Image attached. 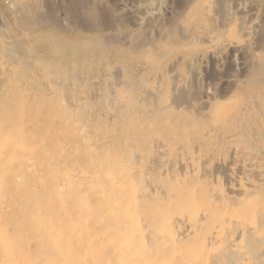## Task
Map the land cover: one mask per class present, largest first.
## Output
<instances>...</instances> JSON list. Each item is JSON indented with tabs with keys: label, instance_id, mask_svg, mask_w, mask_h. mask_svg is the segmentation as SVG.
Listing matches in <instances>:
<instances>
[{
	"label": "rangeland",
	"instance_id": "rangeland-1",
	"mask_svg": "<svg viewBox=\"0 0 264 264\" xmlns=\"http://www.w3.org/2000/svg\"><path fill=\"white\" fill-rule=\"evenodd\" d=\"M214 1L0 0V264H45L44 257L56 264L58 256L46 229L54 226L51 229L59 231L68 220L64 213L71 214L78 206L82 211L91 210L93 216L88 223H77L86 231L76 228L68 240L89 238L102 256L113 257L117 264L115 251L127 261L130 239L139 257L155 254L158 250L151 235L152 223L167 220L162 223H166L165 237H173L170 250L178 255L177 260L187 262L183 254L191 252L183 250L185 241L179 240L180 230L174 224L179 217L172 215L179 207L185 211L194 202L202 207L203 201L204 208L206 204L212 209L217 203L210 199L213 193L228 197L225 190L230 185L257 192L254 202L264 204V0H218L219 5ZM221 1L227 2L230 13L224 26L220 21ZM73 3L76 7L72 12ZM235 21L238 27L243 21L245 28L251 29L239 32ZM235 44L240 50L234 49ZM7 47L11 49L7 51ZM8 55H13L14 61ZM171 86H175L172 91ZM173 98L179 99L176 105ZM232 153L238 163L245 160L253 166L245 186L220 167L221 160L229 161ZM189 192L198 200L186 202L184 196ZM28 198L59 202L61 207L50 213L56 215L54 224L45 217L48 227L43 228L40 214L25 205ZM228 200L221 205L230 206ZM112 201L117 206L114 211L107 205ZM144 204L148 206L144 208ZM121 207L135 220L118 211ZM263 217L261 211L244 219L240 226L249 232L255 222L264 229ZM236 224L233 229L224 223L229 228H223L224 240L217 241L219 247L213 250L209 264H238L244 258L235 248ZM56 232L52 236L57 237ZM123 233L126 238L121 243L118 238ZM101 237H105L103 241ZM253 241L249 234L244 237L249 251L262 244Z\"/></svg>",
	"mask_w": 264,
	"mask_h": 264
},
{
	"label": "bare ground",
	"instance_id": "bare-ground-1",
	"mask_svg": "<svg viewBox=\"0 0 264 264\" xmlns=\"http://www.w3.org/2000/svg\"><path fill=\"white\" fill-rule=\"evenodd\" d=\"M12 1V0H11ZM138 1V0H137ZM218 1V0H217ZM217 1H214V2H216V3H218ZM238 1V0H237ZM77 2V1H76ZM213 2V1H212ZM42 3V2H41ZM83 3V2H82ZM87 3V2H86ZM148 3V2H147ZM221 4V6H220V11L222 12V14L221 15H223L222 17H221V24L224 26V25H228V24H226L227 22H228V20H229V14L230 13H228V6H227V2L225 3L224 1L222 2H220ZM44 4V3H43ZM85 4V3H84ZM157 4V3H156ZM213 4V3H212ZM34 5V4H33ZM32 5V6H33ZM42 5V4H41ZM214 5V4H213ZM218 5H219V3H218ZM263 5V4H262ZM261 5V6H262ZM46 6V5H45ZM45 6H44V8H45ZM69 6V5H68ZM78 6V5H77ZM83 6V5H82ZM215 6V5H214ZM217 6V5H216ZM239 6V5H238ZM246 6V5H245ZM70 7V6H69ZM75 7H76V4L75 3H73V10H72V12L74 11V9H75ZM84 7H87V5H84ZM122 7H124V6H122ZM213 7V6H212ZM235 7V6H234ZM237 7V6H236ZM35 8V7H34ZM43 8V7H42ZM71 8V7H70ZM90 8V7H89ZM146 8V7H145ZM150 8V7H149ZM151 8H152V6H151ZM154 8V7H153ZM158 8V7H157ZM217 8V7H216ZM243 8H244V6H243ZM21 9V8H20ZM33 9V8H32ZM215 9V8H214ZM214 9H212L214 12L216 11V10H214ZM235 9V8H234ZM252 9V8H251ZM44 10V9H43ZM91 10V9H90ZM150 10V9H149ZM253 10V9H252ZM86 11V10H85ZM118 11V10H117ZM217 11H219V10H217ZM230 11V10H229ZM260 11V10H259ZM29 12V11H28ZM34 12V11H33ZM127 12V11H126ZM178 12V11H177ZM76 13H77V11H76ZM121 13V12H120ZM131 13V12H130ZM216 13V12H215ZM219 13V12H218ZM217 13V14H218ZM264 13V12H263ZM12 14V13H11ZM39 14V13H38ZM86 14V13H85ZM101 14V13H100ZM45 15H47V14H45ZM92 15V14H91ZM119 15V14H118ZM201 15V14H200ZM214 15V14H213ZM218 15H220V13L218 14ZM5 16V15H4ZM42 16V15H41ZM51 16V15H50ZM76 16V15H75ZM139 16V15H138ZM179 16V15H178ZM236 16V15H235ZM259 16H261V15H259ZM1 17V16H0ZM47 17V16H46ZM90 17V16H89ZM88 17V18H89ZM261 17H263L264 18V16H261ZM44 18V17H43ZM80 18V17H79ZM170 18H172V17H170ZM91 19V18H90ZM152 19V18H151ZM194 19H195V17H194ZM97 20V19H96ZM134 20V19H133ZM239 21L240 20H242V19H238ZM237 20V21H238ZM254 20V19H253ZM252 20V21H253ZM85 21V20H84ZM218 21V20H217ZM238 21V22H239ZM249 21V20H248ZM255 21V20H254ZM264 21V20H263ZM20 22V21H19ZM44 22V21H43ZM56 22V21H55ZM91 22V21H90ZM90 22H89V24H90ZM96 22V21H95ZM236 22V21H235ZM235 22H234V24H235ZM238 22H236L237 23V27H238ZM245 22V21H244ZM251 22V21H250ZM27 23V22H26ZM36 23H37V20H36ZM46 23V22H45ZM182 23V22H181ZM34 24V23H33ZM33 24H32V26H33ZM38 24H40V23H38ZM51 24V23H50ZM54 24V23H53ZM79 24V23H78ZM94 24V23H93ZM165 24V23H164ZM259 24V23H258ZM258 24H257V26H258ZM57 25V24H56ZM77 25V24H76ZM81 25H83V24H81ZM245 25L246 24H244L243 23V21H242V23H240L239 24V27L237 28L236 27V29H239V32H241V31H243V30H245L246 28L247 29H251V28H248V27H246L245 28ZM2 26V25H1ZM87 26V25H86ZM143 26V25H142ZM182 26V25H181ZM184 26V25H183ZM249 26V25H248ZM256 26V25H255ZM261 25L259 24V27H260ZM3 27V26H2ZM34 27H35V25H34ZM67 27V26H66ZM89 27V26H88ZM92 27V26H91ZM177 27V26H176ZM262 27V26H261ZM4 28V27H3ZM13 28V27H12ZM21 28V27H20ZM37 28V27H36ZM263 28V27H262ZM2 29V28H1ZM7 29V28H6ZM80 29V28H79ZM93 29H94V27H93ZM99 29V28H98ZM180 29V28H179ZM246 29V30H247ZM254 29V28H253ZM256 29V28H255ZM264 29V28H263ZM143 30V29H142ZM172 30V29H171ZM183 30V29H182ZM184 30H186V29H184ZM234 30V28L232 29V31ZM258 30V29H257ZM2 31V30H1ZM71 31H72V29H71ZM145 31V30H144ZM167 31V30H166ZM177 31H178V29H177ZM230 29H229V33L231 34V32H232ZM259 31V30H258ZM5 32V31H4ZM14 32V31H13ZM18 32V31H17ZM164 32V31H163ZM228 32V31H227ZM238 32V31H237ZM257 32V31H256ZM123 33V32H122ZM161 33V32H160ZM245 35L247 34L246 32H243ZM249 33V32H248ZM20 34V33H19ZM165 34V33H164ZM242 34V33H241ZM260 34V33H259ZM1 35H2V33H1ZM113 35V34H112ZM163 35V34H162ZM167 35H170V36H172L171 35V33L170 34H166V36ZM181 35V34H180ZM182 35H184L183 34V32H182ZM4 36V35H3ZM159 36V35H158ZM256 36H258V34L256 35ZM1 37V36H0ZM4 37H6V36H4ZM8 37V36H7ZM6 37V38H7ZM165 37V36H164ZM182 37V36H181ZM259 37V36H258ZM2 38V37H1ZM12 38V37H11ZM48 38V37H47ZM174 38V37H173ZM173 38H171V39H173ZM13 39V38H12ZM42 39V38H41ZM57 39V38H56ZM149 39V38H148ZM184 39V38H183ZM186 39V38H185ZM245 39V38H244ZM4 41H6L7 39H3ZM260 40H263V39H260ZM42 41V40H41ZM168 41H169V39H168ZM195 41H196V39H195ZM245 41V40H244ZM246 41H247V39H246ZM54 42V41H53ZM134 42V41H133ZM260 42V41H259ZM88 43V42H87ZM147 43V42H146ZM1 44H2V42H1ZM102 44H103V42H102ZM261 44V43H260ZM7 45V44H6ZM29 45V44H28ZM59 45V44H58ZM57 45V47H59ZM150 45V44H149ZM244 45V44H243ZM242 45V46H243ZM30 46V45H29ZM80 46V45H79ZM101 46V45H100ZM6 47V46H5ZM13 47V46H12ZM50 47V46H49ZM107 47V46H106ZM150 47V46H149ZM244 47H245V45H244ZM243 47V48H244ZM8 48V47H7ZM10 48V47H9ZM9 48L7 49V51L9 50ZM73 48V47H72ZM100 48V47H99ZM98 48V49H99ZM229 48V47H228ZM227 48V49H228ZM239 49L240 50V45H238V44H235V46H234V49ZM5 49V48H4ZM4 49H3V55H4V53H6V52H4ZM11 49V48H10ZM17 48H15V50H16ZM78 49V48H77ZM103 49V48H102ZM110 49V48H109ZM220 49V48H219ZM2 50V49H1ZM86 50V49H85ZM95 50V49H94ZM263 50V49H262ZM50 51V50H49ZM61 51V50H60ZM63 51V50H62ZM119 51V50H118ZM117 51V52H118ZM220 50H218V52H219ZM259 51V50H258ZM261 51V50H260ZM80 52V51H79ZM161 52V51H160ZM216 52V51H215ZM217 52V53H218ZM229 52V51H228ZM8 53V52H7ZM76 53V52H75ZM81 53V52H80ZM214 53V52H213ZM223 53V52H222ZM17 54V53H16ZM242 54V53H241ZM262 54H263V52H262ZM210 55V54H209ZM212 55V54H211ZM224 55V54H223ZM240 55V54H239ZM252 55V54H251ZM8 56H10V59H12L11 58V56H13V55H8ZM52 56H53V54H52ZM83 56H86V55H83ZM194 56V55H193ZM198 56V55H197ZM201 56V55H200ZM199 56V57H200ZM213 56H214V54H213ZM7 57V56H6ZM14 57V56H13ZM16 57H17V55H16ZM146 57V56H145ZM215 57H217V56H215ZM250 57V56H249ZM262 57V56H261ZM264 57V56H263ZM3 58V57H2ZM83 58V57H82ZM257 58H259L260 59V55H259V57L257 56ZM4 59V58H3ZM9 59V58H8ZM9 59V60H10ZM20 59V58H19ZM142 59V58H141ZM154 59V58H153ZM194 59H196V58H194ZM243 59H244V56H243ZM246 59V58H245ZM244 59V60H245ZM8 60V61H9ZM16 60V59H15ZM30 60V59H29ZM122 60V59H121ZM152 60V59H151ZM216 60V59H215ZM257 60V59H256ZM5 61H7L6 60V58H5ZM4 61V62H5ZM12 61H14L13 59H12ZM33 61V60H32ZM35 61V60H34ZM33 61V62H34ZM38 61V59H36V62ZM186 61V60H185ZM223 61V60H222ZM3 62V63H4ZM261 63H262V61H260ZM264 62V61H263ZM6 63V62H5ZM27 63V62H26ZM231 63V62H230ZM238 63V62H237ZM254 63V62H253ZM260 63V64H261ZM196 64V63H195ZM194 64V65H195ZM246 64V63H245ZM257 64V63H256ZM189 65V64H188ZM211 65V64H210ZM24 66V65H23ZM22 66V67H23ZM229 66V65H228ZM256 66V65H255ZM260 66V65H259ZM17 67H18V65H17ZM25 67V66H24ZM141 67V66H140ZM184 67H185V65H184ZM186 67H187V65H186ZM185 67V68H186ZM189 67V66H188ZM192 68L194 67V66H191ZM212 67V66H211ZM3 68V67H2ZM29 68H30V66H29ZM43 68V67H42ZM57 68V67H56ZM64 68V67H63ZM118 68V67H117ZM116 68V69H117ZM190 68V67H189ZM230 68V67H229ZM24 69V68H23ZM32 69V68H31ZM30 69V70H31ZM61 69V68H60ZM195 69V68H194ZM193 69V70H194ZM236 69V68H235ZM46 70V69H45ZM62 70V69H61ZM64 70V69H63ZM68 70V69H67ZM107 70V69H106ZM123 70V69H122ZM17 71V70H16ZM32 71V70H31ZM46 71H50V70H46ZM75 71V70H74ZM77 71V70H76ZM214 71V70H213ZM224 71V70H223ZM255 71H257V70H255ZM8 72V71H7ZM41 72V71H40ZM56 72V71H55ZM137 72V71H136ZM138 72H139V69H138ZM190 72H191V70H190ZM260 72V71H259ZM263 72V71H262ZM14 73H15V71H14ZM19 73V72H18ZM25 73H26V71H25ZM48 73V72H47ZM47 73H45V74H47ZM123 73V72H122ZM184 73V72H183ZM226 73V72H225ZM239 73V72H238ZM255 73H257V72H255ZM51 74V73H50ZM71 74V73H70ZM69 74V75H70ZM75 74V73H74ZM81 74V73H80ZM211 74V73H210ZM258 74V73H257ZM26 75V74H25ZM28 75V74H27ZM49 75V74H48ZM53 75H54V73H53ZM158 75V74H157ZM203 75V74H202ZM232 75V74H231ZM16 76V75H15ZM22 76V75H21ZM24 76V75H23ZM156 76V75H155ZM225 76V75H224ZM14 77V76H13ZM17 77V76H16ZM43 77V76H42ZM47 77V76H46ZM52 78H53V76H51ZM55 77V76H54ZM57 77H58V75H57ZM64 77H66L65 75H64ZM118 77V76H117ZM135 77V76H134ZM196 77V76H195ZM231 77V76H230ZM15 78V77H14ZM22 78V77H21ZM26 78H28V77H26ZM48 78V77H47ZM76 78V77H75ZM148 78H150V77H148ZM158 78V77H157ZM260 78V77H259ZM15 79H17V78H15ZM49 79V78H48ZM54 79V78H53ZM57 79V78H56ZM66 79V78H65ZM73 79V78H72ZM119 79V78H118ZM171 79V78H170ZM252 79V78H251ZM44 80V79H43ZM47 79H45L44 81H46ZM109 80V79H108ZM122 80V79H121ZM173 80V79H172ZM182 80V79H181ZM55 81V80H54ZM57 81V80H56ZM66 81V80H65ZM85 81V80H84ZM111 81V80H110ZM157 81V80H156ZM155 81V82H156ZM187 81V80H186ZM191 81V80H190ZM246 81V80H245ZM17 82V81H16ZM64 82V81H63ZM86 82V81H85ZM154 82V83H155ZM173 82V81H172ZM207 82V81H206ZM58 83L59 82H56V84L58 85ZM68 83V82H67ZM108 84H109V82H107ZM122 83H123V80H122ZM153 83V84H154ZM209 83V82H208ZM214 83V82H213ZM212 83V84H213ZM218 83H219V81H218ZM226 83V82H225ZM60 84V83H59ZM65 84V83H64ZM113 84V83H112ZM186 84H187V82H186ZM47 84L45 83V86H46ZM61 86H62V83L60 84ZM121 85V84H120ZM127 85V84H126ZM156 85V84H155ZM172 85V84H171ZM182 85V84H181ZM202 85V84H201ZM228 85V84H227ZM249 85V84H248ZM59 86V85H58ZM203 86V85H202ZM213 86V85H212ZM47 87V86H46ZM55 87V86H54ZM116 87H118V84H117V86H115L114 88H116ZM127 87V86H126ZM166 87V86H165ZM171 87H172V89H171ZM170 87V90L172 91L173 90V87H175V86H171ZM181 87V86H180ZM62 88H64V87H62ZM125 88V87H124ZM249 88H250V86H249ZM50 89V88H49ZM113 88H111V90H112ZM117 89V88H116ZM121 89V88H120ZM177 89V88H176ZM186 89V88H185ZM252 89V88H251ZM114 90V89H113ZM132 90V89H131ZM152 90V89H151ZM105 91V90H104ZM146 91V90H145ZM176 91V90H175ZM184 91V90H183ZM182 91V92H183ZM110 92V91H109ZM114 92V91H113ZM120 92V91H119ZM126 92L128 93V91L126 90ZM174 92V91H173ZM172 92V93H173ZM177 93H175V94H178L179 93V91H176ZM239 92H242V91H239ZM83 93V92H82ZM112 93V92H111ZM163 93V92H162ZM180 93H181V91H180ZM210 93V92H209ZM227 93V92H226ZM22 94V93H21ZM85 94V93H84ZM122 94V93H121ZM144 94V93H143ZM146 94V93H145ZM149 93L147 92V95H148ZM152 94V93H151ZM229 94H230V92H229ZM53 95V94H52ZM64 95H65V92H64ZM202 95H204V94H202ZM224 95V94H223ZM54 96V95H53ZM106 96V95H105ZM152 96V95H151ZM156 96V95H155ZM172 96H173V94H172ZM171 96V97H172ZM211 96H212V94H211ZM242 96V95H241ZM51 97V96H50ZM63 97H65V96H62V101H63ZM108 97V96H107ZM154 97V96H153ZM178 97H181V95L180 96H178ZM202 97H205V95L204 96H202ZM218 97H220V96H218ZM263 97V96H262ZM24 98V97H23ZM22 98V99H23ZM87 98V97H86ZM200 98V97H199ZM208 98H209V96H208ZM252 98V97H251ZM67 99V98H66ZM106 99V98H105ZM144 100L146 99V98H143ZM143 99H141V100H143ZM149 99V98H148ZM174 99V101L177 99V98H173ZM201 100H202V98H200ZM58 100V99H57ZM140 100V101H141ZM147 100V99H146ZM172 100V99H171ZM179 100V99H178ZM177 100V101H178ZM196 100H198V99H196ZM209 100H210V98H209ZM221 100V99H220ZM104 101V100H103ZM112 101V100H111ZM173 101V100H172ZM177 101H175V105H176V102ZM183 100H182V97H181V100H180V102H182ZM205 101V100H204ZM203 101V102H204ZM11 102V101H10ZM70 101H68V103H69ZM105 102V101H104ZM117 102V101H116ZM153 102V101H152ZM190 102V101H189ZM188 102V103H189ZM196 102V101H195ZM202 102V103H203ZM214 102V101H213ZM227 102V101H226ZM263 102V101H262ZM23 103V102H22ZM60 103H62L61 101H60ZM66 103V102H65ZM89 103V102H88ZM108 103V102H107ZM111 103V102H110ZM67 104V103H66ZM70 104V103H69ZM117 104H118V102H117ZM205 104V103H204ZM203 104V105H204ZM218 104H220V103H218ZM10 105V104H9ZM68 105V104H67ZM112 105V104H111ZM145 105V104H144ZM169 105H170V103H169ZM177 105H178V103H177ZM183 105H184V103H183ZM200 105H202V104H200ZM69 106V105H68ZM196 106V105H195ZM253 106V105H252ZM9 107V106H8ZM67 107V106H66ZM206 107V106H205ZM211 107H213V106H211ZM218 107H220V106H218ZM68 108V107H67ZM70 108H72V107H70ZM197 108H199V107H197ZM23 109V108H22ZM22 109H21V113H22ZM89 109V108H88ZM174 109V108H173ZM256 108H254V110H255ZM15 110H17V109H15ZM83 111V110H82ZM86 112V111H85ZM80 114H81V112H80ZM141 114V113H140ZM206 115V114H205ZM81 117V116H80ZM66 118H69V117H66ZM23 120H21V122H22ZM66 121V120H65ZM68 121V120H67ZM13 122V121H12ZM73 123H74V121H73ZM76 126V125H75ZM83 129V128H82ZM54 130V129H53ZM58 131V130H57ZM81 131V130H80ZM55 132V131H54ZM36 139H38V138H36ZM41 141V140H40ZM39 141V142H40ZM136 142V141H135ZM30 143V142H29ZM228 144V143H227ZM57 145V144H56ZM52 146H54V145H52ZM75 146V145H74ZM56 147V146H55ZM234 147V146H233ZM74 148V147H73ZM129 149V148H128ZM154 149V148H153ZM232 149V148H231ZM236 149V148H235ZM57 150V149H56ZM22 151V150H21ZM55 151V150H54ZM134 151H135V149H134ZM193 151H194V149H193ZM231 151V150H230ZM12 152V151H11ZM57 151H55V153H56ZM136 152V151H135ZM152 152V151H151ZM181 152V151H180ZM258 152H260V151H258ZM4 153H6V151L4 150ZM14 153V152H13ZM116 153V152H115ZM133 153V152H132ZM159 153V152H158ZM231 153V152H230ZM256 153V152H255ZM1 154V153H0ZM22 154V153H21ZM26 154V153H25ZM112 154V153H111ZM137 154V153H136ZM157 154V153H156ZM220 154V153H219ZM20 155V154H19ZM55 155V154H54ZM86 155V154H85ZM176 155H177V153H176ZM205 155V154H204ZM215 155V154H214ZM229 155H231V157H229L230 158V160L229 161H224V160H221V162L222 163H219L220 164V167L222 166L223 168H224V170L228 173V174H232L233 176H234V178H235V180L238 182V184L240 183L241 185L242 184H244V186L246 185V182L248 181V176H249V174H251V172H252V167H251V165L248 163V162H246L245 160H241V161H239V163H238V158H237V156H236V154L235 153H232V154H229ZM114 156V155H113ZM138 156V155H137ZM161 156V155H160ZM54 157V156H53ZM69 157V156H68ZM92 157V156H91ZM102 157V156H101ZM100 157V158H101ZM109 157V156H108ZM135 157V156H134ZM164 157V156H163ZM179 157V156H178ZM215 157V156H214ZM220 157V156H219ZM56 158V157H55ZM104 158V157H103ZM113 158V157H112ZM242 158V157H241ZM245 158V157H244ZM22 159V158H21ZM47 159V158H46ZM49 159V158H48ZM58 159V158H57ZM65 159H67L66 157H65ZM91 159V158H90ZM121 159V158H120ZM132 159V158H131ZM138 159V158H137ZM148 159H149V157H148ZM193 159V158H192ZM121 160H123V159H121ZM135 160H136V158H135ZM142 160V159H141ZM146 160V159H145ZM152 160H153V158H152ZM201 160H203V158L201 159ZM45 161V160H44ZM71 161V160H70ZM74 161V160H73ZM113 161H115V160H113ZM134 161V159H132V162ZM136 161H138V160H136ZM148 161V160H147ZM160 161V160H159ZM159 161H157V162H159ZM178 161V160H177ZM193 161V160H192ZM209 161V160H208ZM214 161V160H213ZM28 162V161H27ZM69 162V161H68ZM89 162V161H88ZM102 162V161H101ZM131 162V163H132ZM185 162V161H184ZM254 162V161H253ZM256 162V161H255ZM23 162H21V164H22ZM90 163V162H89ZM113 163V162H112ZM153 163V162H152ZM160 163V162H159ZM158 163V164H159ZM168 163V162H167ZM199 163V162H198ZM207 163V162H206ZM251 163H252V161H251ZM71 164V163H70ZM77 164V163H76ZM105 164V163H104ZM109 164H111V163H109ZM133 164V163H132ZM160 164H162V163H160ZM163 164H164V162H163ZM170 164H172V163H170ZM174 164V163H173ZM200 164V163H199ZM216 163H214V165H215ZM219 164H218V166H219ZM24 165V164H23ZM90 165V164H89ZM121 165H123V164H121ZM164 165H166V164H164ZM180 165H182V164H180ZM209 165V164H208ZM111 166V165H110ZM136 166V165H135ZM145 166V165H144ZM188 166V165H187ZM200 166V165H199ZM198 166V167H199ZM24 167V166H23ZM38 167V166H37ZM40 167V166H39ZM101 167V166H100ZM112 167V166H111ZM122 167V166H121ZM167 167V169H168V165L166 166ZM174 168H175V165L173 166ZM47 168V167H46ZM58 168V167H57ZM61 168H65V167H61ZM106 168V167H105ZM116 168V167H115ZM118 168V167H117ZM117 168H116V170H117ZM142 168H143V166H142ZM159 168V167H158ZM180 168V167H179ZM213 168V167H212ZM214 168H215V166H214ZM49 169V168H48ZM73 169V168H72ZM121 169H123V168H121ZM144 169V168H143ZM152 169V168H151ZM199 169V168H198ZM202 169V168H201ZM209 169V168H208ZM215 169H217V168H215ZM46 170V169H45ZM44 170V171H45ZM59 170V169H58ZM79 170V169H78ZM78 170H77V172H78ZM83 170V169H82ZM107 170V169H106ZM126 170V169H125ZM129 170V169H128ZM164 170V169H163ZM181 170V169H180ZM37 171H39V169L37 170ZM41 171V170H40ZM51 171V170H50ZM69 171H71V170H69ZM84 171V170H83ZM99 171V170H98ZM133 171V170H132ZM131 171V172H132ZM141 171V170H140ZM154 171V170H153ZM162 171V170H161ZM169 171V170H168ZM187 171H188V169H187ZM201 171V170H200ZM199 171V172H200ZM205 171H206V169H205ZM213 171V170H212ZM214 171H216V170H214ZM222 171V170H221ZM46 172V171H45ZM76 172V173H77ZM103 172V171H102ZM124 172V171H123ZM166 172V171H165ZM164 172V173H165ZM222 172H224V171H222ZM225 172V173H226ZM264 172V171H263ZM50 173V172H49ZM98 173V172H97ZM104 173V172H103ZM108 173V172H107ZM126 173V172H125ZM127 173H128V171H127ZM169 173V172H168ZM175 173V172H174ZM180 173V172H179ZM202 173V172H201ZM208 173V172H207ZM226 173V174H227ZM29 174V173H28ZM41 174H42V172H41ZM51 174V173H50ZM87 174V173H86ZM114 174V173H113ZM147 174V173H146ZM162 174V173H161ZM188 174H189V172H188ZM205 174H206V172H205ZM225 174V175H226ZM262 174V173H261ZM30 175V174H29ZM108 175V174H107ZM138 175V174H137ZM143 175V174H142ZM154 175V174H153ZM167 175V174H166ZM176 175H178V173L176 174ZM195 175V174H194ZM59 176V175H58ZM72 176V175H71ZM74 176V175H73ZM76 176H77V174H76ZM101 176V175H100ZM117 176V175H116ZM123 176V175H122ZM156 176V175H155ZM162 176V175H161ZM164 176V175H163ZM169 176V175H168ZM200 176V175H199ZM206 176V175H205ZM216 176V175H215ZM229 176V175H228ZM260 176V175H259ZM29 177V176H28ZM222 177V176H221ZM223 177H225V176H223ZM250 177V176H249ZM262 177H263V175H262ZM107 178V177H106ZM118 178V177H117ZM133 178V177H132ZM143 178V177H142ZM164 178V177H163ZM171 178V177H170ZM179 178V177H178ZM184 178V177H183ZM195 178V177H194ZM200 178V177H199ZM202 178V177H201ZM200 178V179H201ZM253 178V177H252ZM256 178H258V177H255V179ZM260 178H261V176H260ZM264 178V177H263ZM36 179V178H35ZM46 179V178H45ZM74 179V178H73ZM80 179V178H79ZM84 179V178H83ZM119 179V178H118ZM136 179H138V178H136ZM182 179V178H181ZM191 179V178H190ZM199 179V180H200ZM218 179H220V178H218ZM230 179V178H229ZM250 179V178H249ZM254 179V178H253ZM25 180V179H24ZM115 180V179H114ZM140 180V179H139ZM175 180H177V179H175ZM213 180V179H212ZM224 180H226V178L224 179ZM228 180V179H227ZM233 180V179H232ZM37 181V180H36ZM74 181V180H73ZM86 181V180H85ZM161 181V180H160ZM201 181V180H200ZM230 181V180H229ZM250 181V180H249ZM248 181V182H249ZM114 182H116V181H114ZM142 182V181H141ZM147 182V181H146ZM162 182V181H161ZM187 182H188V180H187ZM191 181H189V183H190ZM254 182H256V181H254ZM24 183H26V181L24 182ZM37 184H38V182H36ZM43 183V182H42ZM92 183H93V181H92ZM138 183H139V181H138ZM175 183V182H174ZM177 183V182H176ZM186 183V182H185ZM198 183H199V181H198ZM197 183V184H198ZM213 183V182H212ZM219 183V182H218ZM234 183V182H233ZM252 183V182H251ZM47 184V183H46ZM102 184V183H101ZM137 184V183H136ZM178 184V183H177ZM200 184H201V182H200ZM211 184V183H210ZM216 184V183H215ZM234 184H236V183H234ZM249 184V183H248ZM26 185V184H25ZM45 185V184H44ZM59 185V184H58ZM145 185H147V184H145ZM152 185V184H151ZM161 185V184H160ZM175 185V184H174ZM183 185V184H182ZM202 185V184H201ZM228 185H229V183H228ZM37 186V185H36ZM39 186H40V184H39ZM82 186V185H81ZM108 186V185H107ZM154 186V185H153ZM177 186V185H176ZM179 186V185H178ZM219 186V185H218ZM48 187V186H47ZM59 187V186H58ZM67 187V186H66ZM148 187V186H147ZM180 187V186H179ZM184 187V186H183ZM206 187V186H205ZM239 187V186H238ZM75 188V187H74ZM152 188V187H151ZM151 188H150V190H151ZM166 188V187H165ZM168 188V187H167ZM182 188V187H181ZM47 189V188H46ZM73 189V188H72ZM86 189V188H85ZM157 189V188H156ZM184 189H186L185 187H184ZM203 188H201V190H202ZM222 189V188H221ZM59 190H61V189H59ZM71 190V189H70ZM81 190V189H80ZM95 190V189H94ZM112 190V189H111ZM110 190V191H111ZM128 190V189H127ZM182 190V189H181ZM198 190V189H197ZM205 190H207L206 188H205ZM211 190V189H210ZM210 190H208V191H210ZM220 190V189H219ZM86 191V190H85ZM161 192H162V190H160ZM183 191V190H182ZM185 191V190H184ZM191 191V190H190ZM226 191H228L227 193L229 194V196L228 197H226V196H224V194H222V193H218V194H214L213 193V195L211 196V198L210 199H213V201L214 202H217L216 204H214V206H213V208L212 209H209L208 208V206L205 204V208L203 207V205H204V202L203 201H201V205H202V207L204 208H202L201 206H200V204H198V203H196V202H194V203H192L188 208H187V210H185V211H182L183 209L181 208V207H179L178 209H177V212L175 211V212H173L172 213V215H177L178 217H179V221H177L176 223H174L175 224V226L177 225V228L180 230L179 232L180 233H178L179 234V236L182 238H179V240H184L185 241V244L183 245V250H188L189 252H191V253H184L183 255L184 256H186L187 258H188V260H187V262H183L182 260H177L176 259V257L178 256V255H176V253L174 252V251H171L170 250V247L169 246H171L172 244H173V237H172V235H168V237H165V233H164V227L163 226H165L164 224H166V223H162V222H167V220H161V221H157L156 223H152V225H154V229H153V232H152V238H153V240L155 241L154 242V245L156 246V249L158 250L155 254H152V255H148V256H142L141 255V257H139L138 256V252L134 249V240H131L130 239V241L128 242V248L126 249V251L128 252V254H129V256H128V259H127V261H125V259H123L122 257H121V253L119 254L118 252H116L115 251V253H116V255H114V257H116V256H118V260H117V264H209V257H211V255H213V253H214V249H216L217 250V247H219V245H218V243H217V241L218 242H220L221 241V239H222V241L224 240L223 239V228L225 227H227V228H229L228 226H233V224L235 225L237 222L239 223V227H237V228H235V230H234V234L236 235V239L237 240H235V242H236V246H235V248H239V251L237 252V254L239 253L240 254V256L242 255V256H244V258H242L241 259V261H240V263H238V264H264V229L262 228L261 229V227L260 228H258L259 226H257V224L255 223V222H253V225H254V228H252V230L250 231V229H249V232L248 231H245V229H243L240 225V222H242L244 219H246V220H248L247 218H250V216H252L253 217V215L254 214H256V213H259V212H261V211H264V204H262V203H260V202H254V199L255 198H257V192H251V190L249 191V189L248 188H244V189H238L237 187H236V189H234L233 188V186L232 185H230V188H228L227 187V190H225V192ZM28 192V191H27ZM26 192V193H27ZM63 192V191H62ZM109 192V191H108ZM138 192V191H137ZM164 192V191H163ZM177 192V191H176ZM25 193V194H26ZM72 193V192H71ZM77 193V192H76ZM110 193V192H109ZM151 193V192H150ZM183 193V192H182ZM224 193V192H223ZM129 194H130V192H129ZM129 194H128V196H129ZM160 194V193H159ZM184 194V193H183ZM183 194H181V195H183ZM186 195L184 196V198H185V200H186V202H190L191 200H194V199H196L194 196H197V195H195L193 192H189V193H185ZM199 194V193H198ZM73 195H74V192H73ZM106 195V194H105ZM112 195V194H111ZM141 195V194H140ZM163 195V194H162ZM207 195V194H206ZM82 196V195H81ZM91 196V195H90ZM89 196V197H90ZM138 196V195H137ZM146 195H144V197H145ZM160 196V195H159ZM172 196V195H171ZM214 196V197H213ZM216 196H218V198H216ZM70 197V196H69ZM142 197V196H141ZM222 197H224L225 198V200L227 199V201H229L228 199H230V201L232 202H230V206L228 205V206H222L221 205V203L223 202V201H225V200H223L222 199ZM259 197V196H258ZM97 198H98V196H97ZM104 198V197H103ZM183 198V199H184ZM91 199V198H90ZM90 199H89V201H90ZM115 199H116V197H115ZM201 199V198H200ZM177 200V199H176ZM198 199H196V201H197ZM39 201V202H38ZM38 201L36 200V199H34L33 198V200H31L30 201V198H28V199H26V206H28V207H31V208H33L36 212H35V214L36 215H39L40 214V224H41V226L43 227V228H47L48 226H47V223H46V220H45V217L48 219V221H50L51 223H53L54 224V219H55V217H56V215H54V214H51L50 215V213H51V211L54 209L55 210V212H56V209L57 208H59V207H61L60 206V204H59V202H57V201H55L54 199H48V200H43V199H38ZM48 201V202H47ZM66 201V200H65ZM68 201V200H67ZM47 202V204H45ZM149 202V201H148ZM91 203V202H90ZM126 203V202H125ZM124 203V204H125ZM147 203V202H146ZM161 203V202H160ZM159 203V204H160ZM168 203H170V202H168ZM166 204L165 205V208H168V206H169V204ZM66 204V203H65ZM124 204H122V205H124ZM107 205H110V210L111 211H114V210H116L117 209V206H114L113 205V201L112 202H110V203H108ZM67 206H68V204H67ZM93 206V205H92ZM143 206V205H142ZM148 206V205H145L144 204V208H146V207ZM151 206H152V204H151ZM64 207H66V206H64ZM160 207V206H159ZM71 209V208H70ZM69 209V210H70ZM83 209H80L79 208V206L77 207V208H75L73 211H72V213L71 214H67L66 212L64 213V214H66V218H64V219H68L66 222H65V225L63 226V228H61L59 231H54V230H52L51 229V227H53V228H55L54 226H49L50 228H47L46 230L49 232V234L51 235V237H50V245L53 247V250H55V252H56V255L58 256V257H56L57 258V263L56 264H115V259L113 258V257H108L107 258V256H102L101 255V251H100V248L98 247V246H95V244H93L91 241H90V239L89 238H83V239H81L80 240V242H79V240L77 239V241H70V240H68L66 237H69L70 235H72V233L73 232H75L76 231V228H78L82 233H84L85 231H86V227L85 228H83L82 230L80 229V224H77V223H79L80 221H84V222H86V223H88V221L90 220V218H92L91 216H93V214L91 215V213H92V211L90 210H86V209H84V211H82ZM132 210V209H131ZM143 210V209H142ZM153 210V209H152ZM44 211V212H43ZM88 211H89V213H88ZM102 211V210H101ZM118 211H120V212H123L124 213V215L126 216V215H128V218H130V219H134L133 218V216H130V214L128 213V212H130L127 208H123V207H121V209L120 210H118ZM125 211H128L127 212V214H126V212ZM146 211V210H145ZM186 211H187V213H186ZM201 211V212H200ZM132 212V211H131ZM154 212V211H153ZM145 214V213H144ZM143 214V215H144ZM157 214V213H156ZM262 214V213H261ZM43 215V216H42ZM147 214H145V216H146ZM150 215V214H149ZM148 215V216H149ZM124 216V217H125ZM107 217V216H106ZM158 217V216H157ZM173 217V216H172ZM159 218V217H158ZM264 218V217H263ZM108 219V218H107ZM169 219H170V217H169ZM239 219V220H238ZM257 219V218H256ZM104 220V219H103ZM135 220V219H134ZM151 220H153V219H151ZM150 220V221H151ZM129 221V220H128ZM259 221V220H258ZM103 222V221H102ZM133 222V221H132ZM135 222V221H134ZM171 222H172V220H171ZM226 222V225H228V226H225L224 225V223ZM247 222V221H246ZM257 222V221H256ZM145 223H146V221H145ZM163 224V225H162ZM173 224V223H172ZM101 225V224H100ZM103 225V224H102ZM135 225V224H134ZM237 225V224H236ZM235 225V226H236ZM247 225V224H246ZM97 226V225H96ZM136 226H138V225H136ZM245 226V225H244ZM249 226V225H248ZM101 227V226H100ZM99 227V228H100ZM166 227V226H165ZM246 227V226H245ZM98 228V227H97ZM98 228V229H99ZM205 228H207V229H205ZM50 229V230H49ZM233 229H234V226H233ZM100 230V229H99ZM137 230V229H136ZM227 230V229H226ZM120 231H122V229L120 230ZM148 231V230H147ZM231 231H233V230H231ZM47 232V233H48ZM57 233L58 234V236L57 237H55V235L54 236H52V234L53 233ZM109 232H112V231H109ZM167 232V231H166ZM227 232V231H226ZM168 233V232H167ZM125 233H123V234H121L122 236L121 237H119L118 238V240L119 239H121L120 240V242L122 243V238L124 237V238H126V234L124 235ZM248 234H249V236H250V238H251V240H253L254 239V241L256 240V241H258L257 242V244L258 243H262V244H260L261 246L259 247V245H258V247L257 248H254V249H252V247L250 248V249H252V250H250L249 251V249H247V248H245L246 246H245V243L247 244V242H246V239H245V243L243 242V240H244V237H246V236H248ZM77 235H78V232H77ZM137 235H138V233H137ZM136 237V236H135ZM230 237H232V236H230ZM259 237V238H258ZM6 238H8V237H6ZM102 238V237H101ZM105 238V237H104ZM104 238H102V241H103V239ZM112 239H109L108 240V242H110ZM137 240V239H136ZM139 240V239H138ZM137 240V241H138ZM148 240V239H147ZM239 240V241H238ZM95 241V240H94ZM141 241V240H140ZM253 241V242H254ZM180 242H182V241H180ZM225 242V241H224ZM251 242V241H250ZM1 244V243H0ZM116 244V243H115ZM232 244V243H231ZM251 243H249V245H250ZM8 245V242H7V244H6V246ZM224 245V244H223ZM228 245V244H227ZM251 245H253V244H251ZM5 246V247H6ZM148 246V245H147ZM229 246V245H228ZM256 246V245H255ZM2 247V246H1ZM11 247V246H10ZM119 247V246H118ZM126 247V246H125ZM109 248V247H108ZM145 248V247H144ZM175 248H179V247H175ZM229 248V247H228ZM227 248V249H228ZM7 249V248H6ZM181 249V248H180ZM223 249V248H222ZM8 250V249H7ZM108 250V249H107ZM229 250V249H228ZM103 251V250H102ZM119 251V250H118ZM143 251V250H142ZM144 252V251H143ZM218 252H220V251H218ZM230 252V251H229ZM11 253H12V251H11ZM14 253V252H13ZM40 253H42V252H40ZM140 253H141V251H140ZM194 253V254H193ZM231 253H232V251H231ZM9 254V253H8ZM148 254V253H147ZM223 254V253H222ZM227 254V253H226ZM230 254V253H229ZM238 254V255H239ZM176 255V256H175ZM228 255V254H227ZM226 255V256H227ZM4 256H6V255H4ZM207 256V257H206ZM215 256V255H214ZM239 256V257H240ZM101 257V258H100ZM151 257V258H150ZM213 257V256H212ZM217 257V256H216ZM228 257V256H227ZM226 257V258H227ZM238 257V258H239ZM6 258H7V256H6ZM111 258H112V262H111ZM8 259V258H7ZM32 259V258H31ZM214 259H216V258H214ZM19 260V259H18ZM38 260V259H37ZM196 260H198V262H195ZM43 261H44V263L45 264H55V260L54 261H52V260H50V258L48 257H44V259H43ZM214 261V260H213ZM220 262V261H219ZM228 262V261H227ZM39 263H40V259H39ZM210 263H211V261H210ZM216 263V262H215ZM229 263V262H228ZM227 263V264H228ZM18 264H20L19 262H18ZM34 264V263H33ZM36 264V263H35Z\"/></svg>",
	"mask_w": 264,
	"mask_h": 264
}]
</instances>
